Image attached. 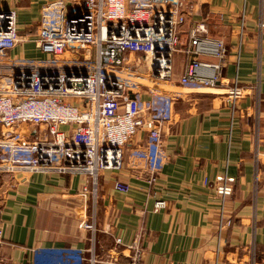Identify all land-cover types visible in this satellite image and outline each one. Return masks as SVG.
<instances>
[{
	"label": "crops",
	"instance_id": "crops-1",
	"mask_svg": "<svg viewBox=\"0 0 264 264\" xmlns=\"http://www.w3.org/2000/svg\"><path fill=\"white\" fill-rule=\"evenodd\" d=\"M45 1L0 0L3 7L14 9L24 39L10 50L11 59L50 57L27 40L37 32ZM189 7L190 19H205L209 36L226 43L222 83L237 79L241 86L257 85L264 97V29L260 34L259 28L264 0H201ZM180 41L181 49L173 56L175 78L191 58L184 51L186 33ZM201 58L213 59L207 54ZM182 91L184 96L173 101L170 120L153 136L138 130L120 165L99 172L95 203L91 198L88 202L96 212V264L127 259L129 249H116V236L124 244L140 241L143 264H247L251 245L257 264H264V119L255 182L252 96L241 97L232 108L223 87ZM4 133L0 125V137ZM221 173L236 177L224 201L212 186ZM117 180L129 189L119 192ZM85 181V173L79 172L1 171L0 264H79L53 247H89L90 233L79 226L85 201L78 193ZM157 199L165 201L159 210L154 209Z\"/></svg>",
	"mask_w": 264,
	"mask_h": 264
},
{
	"label": "built area",
	"instance_id": "built-area-1",
	"mask_svg": "<svg viewBox=\"0 0 264 264\" xmlns=\"http://www.w3.org/2000/svg\"><path fill=\"white\" fill-rule=\"evenodd\" d=\"M200 1H45L40 7L34 42L50 57L37 62L22 59L18 63L5 60L10 59V50L18 41L15 11L0 5V69L8 70L0 72V80H7L0 82V125L5 131L0 137V150H7L0 154V172L18 168L79 172L86 177L78 193L85 201L79 226L90 233L89 247H53L55 253L84 264L86 252L95 247L92 235L97 230L93 218L96 212L90 210L88 202L91 198L95 203L96 188L91 186L99 171L120 165L124 148L130 146L138 130L153 136L173 115L170 92L151 88L134 78L123 79L120 72L125 76L136 74L143 59L151 65H147L151 78L171 81L173 56L181 49L184 32L188 40L184 51L191 58L178 76L179 82L196 88L224 86L221 79L226 43L222 38L209 36L205 19H190L189 5ZM259 28L261 34L263 22ZM203 54L213 59H202ZM31 62L35 63L28 64ZM239 83L234 79L226 86V102L233 108L243 95L254 99L253 164L257 182L264 97L257 85L245 87ZM135 84L148 87V92H139ZM143 93L148 96L146 99ZM26 125H37L43 131L30 137L29 130H21ZM149 180L153 183L155 175ZM235 180L234 176L221 173L214 177L212 185L224 198L233 192ZM114 187L119 192L129 189L128 183L120 180ZM164 205V200L157 199L154 209ZM226 223H231L230 218ZM2 242L0 226V253ZM114 245L116 249L124 245L121 237H114ZM124 247L129 249V255L120 264H143L137 238ZM249 251L247 264L257 263L255 245ZM90 261L96 264L94 256Z\"/></svg>",
	"mask_w": 264,
	"mask_h": 264
},
{
	"label": "rangeland",
	"instance_id": "rangeland-1",
	"mask_svg": "<svg viewBox=\"0 0 264 264\" xmlns=\"http://www.w3.org/2000/svg\"><path fill=\"white\" fill-rule=\"evenodd\" d=\"M35 29V28H34ZM17 36L18 37H21L20 36V34H19V32H17ZM28 39V41L29 42H31L32 44H33V46H35L36 47V45H35V43L36 42H34V38H35V35H33V36H29V37H27ZM92 51H93V49H92ZM10 56V59H8V58H6L5 60L6 61H9V62H14V63H18V61H20V60H26V59H30V60H42V59H44V57H35V58H25V57H22V59H19V60H17V59H11V55H9ZM93 58H94V53L92 54V58H91V60L90 61H93ZM27 61V60H26ZM147 60H145V61H143V59L141 60V63H139L140 65H139V68H138V70L136 71L137 72V74L139 73V75H141V76H147L148 75V77L147 78H151L150 77V74H149V72H150V70H149V68H148V62H146ZM28 62V61H27ZM1 71H7L8 72V70H6V69H0V72ZM6 72V73H7ZM3 74H5V73H3ZM0 78H1V75H0ZM151 81H152V79H150ZM155 80H157V79H155ZM7 80L5 79V78H3V79H1L0 80V82H6ZM150 81V82H151ZM142 82H144V81H142ZM153 82V81H152ZM151 82V83H152ZM158 82H160V83H162V81H160V80H158ZM146 83V82H145ZM153 84V83H152ZM164 84H167V86L168 87H166V88H169V87H171L172 85H179V82H178V80L175 78V76H174V73H173V71H172V79H171V81H168V82H165ZM136 85V87H135V89H137V90H139V92H142V91H146V92H148L147 91V88L148 87H145V86H143L142 84H140V85H137V84H135ZM160 90V89H159ZM21 130L22 131H27V130H29V132H30V137H34V136H36V135H38V134H40L41 133V131H43L42 129H41V131H40V129H39V127H37V125H26L25 127H22L21 128ZM36 134V135H35ZM4 153H7V150H4L3 151ZM15 170H20V169H18V168H16ZM7 172H9V171H6V170H4V173H7ZM229 175V174H228ZM231 176H233V175H231ZM235 177V176H234ZM235 179H236V177H235ZM98 180L99 179H97L96 180V182H95V184H93L92 183V186L91 187H95L96 188V191H95V194H96V192H97V184H98ZM235 184H236V180H235V182H234ZM235 184H234V186H235ZM213 186V185H212ZM213 188H214V186H213ZM234 189V188H233ZM214 190H215V188H214ZM215 192H216V190H215ZM217 193V192H216ZM218 194V193H217ZM219 195V194H218ZM220 196V195H219ZM226 197H228V196H226ZM226 197H224V198H222V197H220V198H222V201H224V199H226ZM231 220V219H230ZM97 226V225H96ZM132 242V241H131ZM131 242H129V243H131ZM129 243H126V244H129ZM126 244H124V245H126ZM124 245H122L123 247H124ZM95 246V245H94ZM96 247L97 246H95V247H93L92 248V250L91 251H88V252H86V259H85V261H84V264H91V261H90V258H91V256H96ZM250 247H252V245L250 246ZM250 247H249V249H248V251L250 250ZM102 255H104V254H102ZM127 259H128V257H127ZM127 259L126 260H122L121 261V263H125L126 261H127ZM249 259H250V251L248 252V260H247V262L249 263Z\"/></svg>",
	"mask_w": 264,
	"mask_h": 264
},
{
	"label": "bare ground",
	"instance_id": "bare-ground-1",
	"mask_svg": "<svg viewBox=\"0 0 264 264\" xmlns=\"http://www.w3.org/2000/svg\"><path fill=\"white\" fill-rule=\"evenodd\" d=\"M21 40H23L24 41V39L22 38V37H18V41H17V43L19 42V41H21ZM38 47V46H37ZM22 59V58H21ZM17 60H19V59H17ZM35 62H37V60L35 61ZM35 62H33V63H35ZM14 63V62H13ZM32 62L31 63H28V64H33ZM12 65H16V64H12ZM148 65H149V67H151V65H150V63L148 62ZM120 74V76H122L123 77V79L125 78V79H130V78H134V79H137V81H144V83L143 82H141L142 84H144V85H147V86H150L151 88H156V89H160L161 91H168V92H170V96H172L173 97V101L176 99V98H182L183 96H184V92L182 91V89H184L185 90V88H187V89H196V87H194V85H192V84H182V83H180L179 82V79H178V77L176 78L177 80H178V82H179V85H172L171 87H169V88H166V87H168L167 86V84H164L165 82H167V80H163L162 81V83H160V82H158V79L157 80H155V79H153V78H147L148 77V75L147 76H141V75H139V73L137 74H131V75H127V76H125L122 72H120L119 73ZM150 79H152V81L150 80ZM153 83H151V82ZM146 82V83H145ZM225 85V84H224ZM227 85H225V86H223V88L226 90V87ZM220 87H222V86H220ZM246 87V86H245ZM200 88V87H199ZM243 96H246V95H243ZM242 96V97H243ZM226 98H227V95H226ZM241 99V98H240ZM173 101H172V105H173ZM172 108H173V106H172ZM172 114H173V110H172ZM21 170V169H20ZM101 171V170H100ZM99 171V172H100ZM114 186H115V183H114ZM232 194V193H231ZM230 194V195H231ZM229 196V195H228ZM165 206V205H164ZM97 260V259H96ZM96 262V261H95ZM255 264H257V263H255Z\"/></svg>",
	"mask_w": 264,
	"mask_h": 264
},
{
	"label": "water",
	"instance_id": "water-1",
	"mask_svg": "<svg viewBox=\"0 0 264 264\" xmlns=\"http://www.w3.org/2000/svg\"><path fill=\"white\" fill-rule=\"evenodd\" d=\"M89 52V51H88ZM89 56H87V58H88Z\"/></svg>",
	"mask_w": 264,
	"mask_h": 264
}]
</instances>
